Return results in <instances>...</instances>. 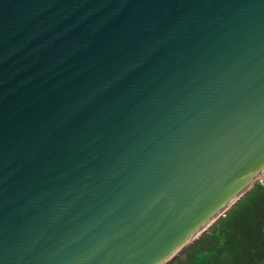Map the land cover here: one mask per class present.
<instances>
[{
  "label": "water",
  "instance_id": "1",
  "mask_svg": "<svg viewBox=\"0 0 264 264\" xmlns=\"http://www.w3.org/2000/svg\"><path fill=\"white\" fill-rule=\"evenodd\" d=\"M264 178V0H0V264H168Z\"/></svg>",
  "mask_w": 264,
  "mask_h": 264
},
{
  "label": "trees",
  "instance_id": "2",
  "mask_svg": "<svg viewBox=\"0 0 264 264\" xmlns=\"http://www.w3.org/2000/svg\"><path fill=\"white\" fill-rule=\"evenodd\" d=\"M185 264H264V180L193 242Z\"/></svg>",
  "mask_w": 264,
  "mask_h": 264
},
{
  "label": "rangeland",
  "instance_id": "3",
  "mask_svg": "<svg viewBox=\"0 0 264 264\" xmlns=\"http://www.w3.org/2000/svg\"><path fill=\"white\" fill-rule=\"evenodd\" d=\"M263 180H264V178L262 179V181ZM198 238L196 240H198ZM195 241H193V242H195ZM193 242L191 244H189L182 252H180L168 264H185L187 261H189L191 259V257L195 255V251H196L197 247L200 245V244L194 245Z\"/></svg>",
  "mask_w": 264,
  "mask_h": 264
}]
</instances>
